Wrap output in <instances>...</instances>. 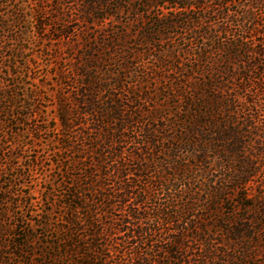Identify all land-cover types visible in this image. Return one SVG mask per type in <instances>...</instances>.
I'll return each instance as SVG.
<instances>
[{
    "label": "trees",
    "instance_id": "trees-1",
    "mask_svg": "<svg viewBox=\"0 0 264 264\" xmlns=\"http://www.w3.org/2000/svg\"><path fill=\"white\" fill-rule=\"evenodd\" d=\"M171 1L172 11L156 14L150 27L141 29L139 36L116 31L109 38L101 39L99 34L92 41L81 39L83 51L72 72L77 79L75 95L79 97L75 106L82 109L79 121L83 123L77 124L83 143L74 150L77 157L73 155L70 165L71 171L79 173L58 204L62 212L53 221L47 218L42 222L41 228L46 231L42 238L50 240L35 249L31 231L23 228L20 235L14 231L9 256L25 261L35 256L40 260L35 264H62L64 258H69L66 264H106L104 252L109 247L106 238L110 233L105 226L112 230L118 228L119 222L127 221L105 223L102 219L115 217L114 210L123 209H129L127 218L137 224L131 233L139 238H152L157 227L173 226L168 247L157 245L160 238L150 241L154 245L145 240L149 245L136 253L139 264H251L248 259L263 256L264 240L260 235L264 234V196L246 199L243 189L254 180L255 161L264 156V131L255 129L257 125L249 119L239 126L229 114L237 99L230 93L232 78L246 79L248 66L260 75L264 62H240L236 67L241 71L236 76L232 66H220L238 63L243 52L238 42H225L218 37L217 31L226 32L223 22L228 20L223 19L215 31L202 15L182 13L204 1L225 5L227 0H80L79 5L84 19L98 23L116 17L126 6L134 12L137 7L142 12L150 7L168 10L165 6ZM1 7L0 2V58L8 60L12 55L8 44L12 40ZM38 26L42 29L43 23L39 21ZM60 32L69 35L67 27ZM173 37L179 45L159 49L150 67L142 63L153 49ZM215 42L220 43L215 47ZM141 45L149 47V51L140 53L133 47ZM257 53H264V44ZM126 80H131L130 85ZM150 80L161 88V99L156 94L142 93ZM256 84H260L259 79ZM113 90L126 91L132 97L110 94L103 99V94ZM2 98L0 95V104L4 102ZM223 109L224 117L219 123L216 118ZM68 115L66 107L57 114V120L65 127ZM214 158L215 165L224 167L221 169L226 170L227 176L216 185L207 183L209 191L205 189L204 199L199 198L197 189L186 192L183 183L193 184L197 175L203 177L211 170L210 159ZM217 158L224 160L225 166ZM198 203H202L201 210L209 219H215V235H223L218 242L223 245L219 251L209 245L213 226L206 224L203 228L202 215L194 213ZM225 206L229 207V214L221 213ZM236 210H242L243 215L234 214ZM145 221L151 225H144ZM188 233L193 236L188 237ZM205 233L207 239L203 240L201 234ZM188 239L194 245L207 241L208 248L193 259L200 262L183 257L182 251L191 248Z\"/></svg>",
    "mask_w": 264,
    "mask_h": 264
},
{
    "label": "rangeland",
    "instance_id": "rangeland-1",
    "mask_svg": "<svg viewBox=\"0 0 264 264\" xmlns=\"http://www.w3.org/2000/svg\"><path fill=\"white\" fill-rule=\"evenodd\" d=\"M79 1L0 0L1 14L10 25L8 36L12 40L8 44L12 48V55L8 60L0 58V95L3 96L2 101H4L0 104V264H22L21 262L35 264L40 261L35 256L28 261L9 256L12 253L11 236L14 231L16 235H20L23 228L28 229L34 236L35 249L41 245V242L49 241V238L47 240L42 238L41 234L43 232L46 234L41 228L42 222L47 218L53 221L58 217L57 213L62 212L58 204L69 193L79 173V171H71L70 165L73 155L77 157L74 150L83 143L82 130L77 124L83 123L79 121L82 109L75 106L79 97L75 95L77 79L72 72L83 51L84 41L81 39L87 37L92 41L95 37L98 39L99 34L103 36L101 39L109 38L116 31H124L131 37L139 36L141 29L150 27L156 14L171 12L170 7H173L172 1L165 6L168 10L165 8L151 10L150 7L146 12H142L141 8L137 7L138 11L134 12L131 6H126L116 17L95 23L83 18ZM135 13H141L142 16L137 17ZM182 13L191 17L202 15L210 26H214L215 31L218 25L222 24L223 19L228 20L223 22L226 32L217 31L218 37H221V41L238 42L237 45L243 47V52H240L238 63L234 61L233 65L225 63L220 66L227 68L232 66L237 73L236 76L241 71L236 67L238 64L256 63L259 60L264 62V53L260 55L257 53L264 44V0H227L225 5L204 1L199 7L194 6L193 10ZM247 15H250V19ZM39 21L43 23L42 29L38 26ZM62 27H67L68 36L60 32ZM177 32L179 33V30ZM130 43L134 44L132 38ZM216 43L220 42H215V47ZM179 44L176 37L170 42H163L153 49L148 57H144L142 63L150 67L151 59L158 55L159 49L167 50ZM133 47L140 53L149 51V47L144 45ZM235 50L238 48L232 51ZM219 55L224 56V53ZM246 77V79L233 77L231 80L234 84H231L230 93L235 94L237 99L229 116L233 117L239 126L249 119L250 123L257 125L255 129L264 131V72L256 75L254 68L248 66ZM258 79L260 84H256ZM126 81L127 85H130L131 80ZM154 84V80L148 81V88L142 93L156 94L157 99H161L162 90L159 85ZM110 94L132 97L126 91L113 90L103 94V99ZM62 107H66L69 113L66 127L57 120V114ZM149 107H152V103ZM224 111L225 109L217 115L216 119L219 123L224 117ZM218 145L221 146L220 143ZM210 160L213 166L203 177L197 175L193 184L183 183L187 187L186 192H194L197 189L200 199H204L205 189L209 191L207 183L212 182L216 185L227 176L226 170L221 169L224 167L215 165V158ZM216 161L225 166L224 160L217 158ZM254 168L256 175L253 182L243 189L246 196L248 195L246 199L264 196V156L255 161ZM248 201L253 202V200ZM201 204L198 203L194 213H197V216L202 215L201 219L205 223L200 225L203 228L206 224L213 226L210 228L209 238L212 241L209 245L213 250L216 247L219 251L223 248V245L218 243L223 235L220 233L215 235V219H209L205 211L201 210ZM224 208L221 213L226 214L229 207ZM128 211L129 209L114 210L112 212L115 217L105 216V219H102L105 223H114L115 220L127 221L126 224L119 222L118 228L112 230L105 226L106 231L110 233L109 238H106L109 247L104 252L106 264H139L136 253L141 247L144 249L149 245L145 240L149 239L150 245H154V242L150 241L152 239L157 241L160 238L157 245L168 247L167 240L171 233H174L173 226H163L161 229L156 228L157 233L152 238L146 235L139 238L136 233H131L134 224H137L127 218ZM233 213L238 216L243 215L242 210ZM143 224L148 226L151 222L145 221ZM118 229L126 230L120 232ZM192 236L193 234L188 233V237ZM201 237L203 240L207 239V234H201ZM260 238L264 240V234L260 235ZM18 239L20 240L21 236ZM17 241L15 239V242ZM188 241L187 245L191 248L189 251H182L183 257L186 256V259L191 261H199L198 258L193 259L199 257L208 248L207 241L201 245L191 244V239ZM64 259L62 264H66L69 260V258ZM259 261L264 263V254L256 259H248V263L251 264H260Z\"/></svg>",
    "mask_w": 264,
    "mask_h": 264
}]
</instances>
